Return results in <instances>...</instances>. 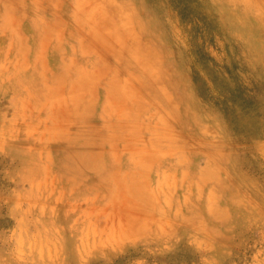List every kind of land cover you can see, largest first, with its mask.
<instances>
[{
  "label": "rangeland",
  "instance_id": "rangeland-1",
  "mask_svg": "<svg viewBox=\"0 0 264 264\" xmlns=\"http://www.w3.org/2000/svg\"><path fill=\"white\" fill-rule=\"evenodd\" d=\"M0 264H264V0H0Z\"/></svg>",
  "mask_w": 264,
  "mask_h": 264
}]
</instances>
